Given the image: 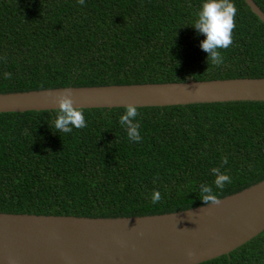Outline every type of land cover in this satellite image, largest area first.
Returning a JSON list of instances; mask_svg holds the SVG:
<instances>
[{
  "label": "trees",
  "instance_id": "trees-1",
  "mask_svg": "<svg viewBox=\"0 0 264 264\" xmlns=\"http://www.w3.org/2000/svg\"><path fill=\"white\" fill-rule=\"evenodd\" d=\"M233 2V43L217 66L192 25L203 0H0V93L264 77V22L245 0ZM138 111L140 142L119 123L123 106L84 108L87 126L67 134L50 125L57 109L1 111L0 212L154 215L204 204L205 183L221 199L264 180V101ZM218 166L232 179L222 191ZM198 264H264V231Z\"/></svg>",
  "mask_w": 264,
  "mask_h": 264
},
{
  "label": "water",
  "instance_id": "water-1",
  "mask_svg": "<svg viewBox=\"0 0 264 264\" xmlns=\"http://www.w3.org/2000/svg\"><path fill=\"white\" fill-rule=\"evenodd\" d=\"M245 1L264 22L261 7ZM65 88L1 92L0 112L57 109ZM70 88L74 104L83 108L264 101V77ZM220 201L143 216L2 211L0 264H198L229 254L264 231V180Z\"/></svg>",
  "mask_w": 264,
  "mask_h": 264
},
{
  "label": "clouds",
  "instance_id": "clouds-1",
  "mask_svg": "<svg viewBox=\"0 0 264 264\" xmlns=\"http://www.w3.org/2000/svg\"><path fill=\"white\" fill-rule=\"evenodd\" d=\"M80 5L85 4V0H78ZM237 8L233 0H203V3L196 13V19L192 24L199 34H204L205 39L201 42V48L208 53L207 61L213 65H222L224 57L220 49H227L233 43V31L236 27ZM11 73H4V79H11ZM57 116L50 124L52 129L59 133H71L73 128L83 129L87 126L83 106L74 104L73 91L70 87L58 93ZM124 112L119 116V123L124 127L127 137L132 142H140V122L136 119L139 116V105L128 103L123 105ZM228 163L225 156L221 160V166ZM221 166L211 169L215 177L214 185L221 191L227 184L232 183L230 175L221 170ZM155 183V181H154ZM200 197L205 205L219 204L221 201L214 191V188L205 183L200 186ZM162 195L159 190H154L152 203L160 202ZM191 259L194 253L190 250L187 253Z\"/></svg>",
  "mask_w": 264,
  "mask_h": 264
}]
</instances>
